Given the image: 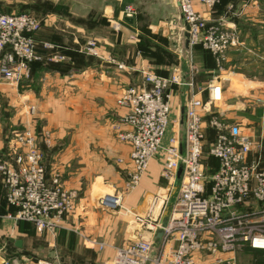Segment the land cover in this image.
Segmentation results:
<instances>
[{"label":"crops","instance_id":"obj_1","mask_svg":"<svg viewBox=\"0 0 264 264\" xmlns=\"http://www.w3.org/2000/svg\"><path fill=\"white\" fill-rule=\"evenodd\" d=\"M229 2L241 7L237 25L242 44L229 51L225 64L226 69L231 70L229 83L234 86V94H230L231 103L224 114L231 122L242 124L243 133L255 141H261V154L259 152L258 155H262L263 160L264 104L253 111L246 110L241 116L238 105L244 106L243 101H232V96H243L248 102L253 98L264 101V28L258 31L255 24L249 22L255 20L254 12L259 10V4L264 5V0ZM125 3L132 4L138 13L133 19L123 18L124 22H121L120 11ZM27 5L32 6L34 13L42 20L35 35L36 50L41 59L32 64L28 79L21 81L18 88L0 76V104L8 108L2 109V113L4 116L8 114L10 122L22 119L23 124L27 125L30 120L34 129L50 132L51 144L44 149L47 173L58 170L64 186L76 190L78 194L74 215L71 219L67 218L71 228L74 225L82 226L90 237L107 244L123 245L133 241L139 236V230L133 224L132 217L148 209L152 196L149 190L137 188L133 192L123 193L127 212H111L93 204L94 198L99 195L95 197L92 188L100 181L105 189L115 191L120 186L122 189L131 169L130 147L116 139L112 129L113 124L124 128L119 121L126 109L116 104L120 90L126 85L141 83L140 68L148 66L162 76L169 75L174 67H180L183 73L186 71L185 59L177 57L176 50L168 44L177 29H164L160 25L162 22H178L176 1L0 0V9L4 12L18 11ZM134 32L137 37L131 39L130 35ZM89 39L96 40L100 59L84 53L85 43ZM46 42L55 45V50L43 47L42 44ZM183 46L187 48L186 39ZM177 49L179 52L181 47ZM54 51L64 54L66 59L52 61L50 54ZM191 54L197 74L204 73L207 83L214 71L210 54L200 46H194ZM109 56L124 63L126 68L117 69L107 60ZM199 77L196 76V79ZM187 90V86L173 85L169 88L171 112L164 142L174 133L179 138L182 136L180 101ZM204 90L205 87L200 90L193 88L198 97L205 99L207 92ZM222 98H225L224 92ZM26 101L36 104L35 120L23 109L22 104ZM4 116L1 121L3 125ZM4 145L0 140V156L5 152ZM149 165L145 179L154 182L158 178L159 166L154 160ZM8 211L7 207L0 206V261L7 259L12 263L32 264L34 260L51 259L52 256L61 259L57 237L45 242L43 237L31 236L30 225L6 217ZM66 228L56 233L60 240L63 237L61 234L68 230ZM16 240L21 241L20 247L15 245ZM111 257L112 249L107 247L96 264H106ZM68 263L80 264L76 261Z\"/></svg>","mask_w":264,"mask_h":264},{"label":"built area","instance_id":"obj_2","mask_svg":"<svg viewBox=\"0 0 264 264\" xmlns=\"http://www.w3.org/2000/svg\"><path fill=\"white\" fill-rule=\"evenodd\" d=\"M195 1L211 6L217 0ZM177 2L186 27V44L200 42L212 52L215 62L224 61L225 51L234 44L233 33L220 27L200 32L203 23L201 14L194 9V0ZM131 11L126 6L124 13L131 16ZM40 25L29 13H6L0 9V76L8 82L17 83L28 73V62L34 55L33 35ZM195 70L191 62L187 74L175 68L162 76L147 67L140 68L142 83L122 90L117 103L129 109L122 122L130 130L118 136L130 145L134 164L128 187L140 181L157 152L163 156L161 175L170 184L182 164L175 199L167 207L168 195L153 196L147 210L149 217L137 220L149 229L156 228L153 237L160 238L167 253L164 264H237L238 255L246 249L264 250V160L260 155L250 157L251 153H259L262 143L243 133L240 124L226 122L217 114L208 121L203 118L214 102L222 101V83L212 79L206 85L207 99L202 101L193 91L191 75ZM173 85L190 89L182 106L183 156L177 133L164 142L170 113L169 88ZM206 126L215 132L208 154L217 160L208 178L202 162ZM16 144L15 148H22L23 153H15L14 165L0 163L6 200L17 208L8 217L30 221L38 230L61 228L64 216L72 210L75 192L65 189L58 177L46 183L41 154L30 131L18 135ZM252 201L261 203V207H248ZM121 203L117 193H106L96 200L99 208L111 212ZM241 207L248 209L240 212ZM164 211L168 215L162 226L160 216ZM152 216L156 225L149 222ZM174 242L177 246L173 248ZM153 247L151 240L134 241L118 251L113 264H145L156 259ZM0 264L17 263L2 259ZM33 264L52 263L37 260Z\"/></svg>","mask_w":264,"mask_h":264},{"label":"rangeland","instance_id":"obj_3","mask_svg":"<svg viewBox=\"0 0 264 264\" xmlns=\"http://www.w3.org/2000/svg\"><path fill=\"white\" fill-rule=\"evenodd\" d=\"M175 1H176V7H177V15H178L177 19H178V22L176 24L172 23L170 21L169 22L160 23L161 27H163L164 29H170V28L177 29V32L175 31L176 33H173V36H171V39L168 40V44L170 46H172L173 50H176L175 54H177V57L185 59L187 67H186V71L184 73L180 70V67H174V69L178 68L182 74H185V73L187 74L188 71H189V64L191 62L194 65V67L196 68V70L194 71L193 75H191L192 81H193V88L195 90H198V89L200 90L203 87H205L204 91L207 92L206 85L212 79L221 81V83H222V97H223V92H224L225 93V98L224 99L222 98L221 102H218V103L216 102V105L213 103L211 105L210 112L209 113L205 112L203 114L204 115L203 118L206 121H208L213 114H217V116H219L221 119H223L226 122L236 123V122H231V119H229L228 115L224 114L226 112V110L228 112V108H229L228 105L231 103V99L229 98V96H230L231 93L234 94V91H233L234 86L229 83V80L231 78V76H230V73H231L230 71L231 70H227L225 64L227 62V57H228L229 51L233 47L240 46L242 44V40H241V37H240L239 26L237 25V18H238L237 15L242 13V11L240 9L241 7L236 6V4H234L233 2L232 3L229 2V0H217L211 6L202 4V3L198 2V1H195V0L193 2L195 11H198L201 14V18H202L203 26H199V31L200 32H207V30H209L211 27H218V28L220 27L222 29L228 30V32L230 34L233 33L232 34L233 35L232 39L234 40V44L229 46L227 48V50L225 51V60L220 62V63H217L214 60V56H213L212 52L208 48H206L202 43L195 42V43H192V44L189 45L188 42H187V44H186L187 48H185L183 46L184 40L185 39L188 40V38H187V35L184 33V27H185L184 26V20L182 19L181 15H180V9L178 7V2H177V0H175ZM126 6H129L132 9L131 16H127L124 13ZM258 8H259V10H257V12H254L255 17H256L255 20L252 21V22L251 21H249V22L255 24L254 25L255 29L259 31V30L264 28V5H262V4L260 5L259 4ZM21 12H26V13L31 14L34 18L39 20V22L42 24V22H41L42 20L34 13V11L32 9V6H28L27 5L25 8L19 9L18 11L15 10L13 12H6V13H21ZM120 12H121V15H122V18L120 19L121 22L122 21L124 22L123 18H126V20H127V18L128 19H133L138 13L137 8H135L130 3H125L122 6ZM40 27H41V25H40ZM118 27L119 26H117L115 29H117ZM36 32L33 35L34 37L36 35ZM136 34L137 33L134 32L133 34L130 35V38L131 39H135L137 37ZM160 38L161 37H159V40H160ZM42 45H43V47L49 49L50 51L51 50H55L54 49L55 45L50 44L49 42L43 43ZM178 46L181 47L179 52H177V50H178L177 47ZM194 46H200L204 51H207L210 54V56H211V58H212V60L214 62V71L212 73L213 76L210 75V77H208L210 79H209V81L207 83H206L205 74L204 73L197 74V67L193 63L191 50H192V48ZM36 48H37V41L34 38V55L28 62V73H26V75H24L17 83H10V82H8L7 80H5L3 78L8 84H10L12 86H16V88H18V86H20L21 81H23L25 79H28V77L30 75L32 64L37 62V61H40V59H41V56L37 52ZM84 53L87 54V55H91V56H93V57H95L97 59L101 58V55H100V53L98 51V48H97V42H96L95 39L87 40V42L85 43V46H84ZM50 59L52 61L53 60L54 61H64L66 59V57H65L64 54L60 53L59 51H54V52H52L50 54ZM107 60L112 65L116 66L117 69H121L122 70V69L126 68L124 63L117 62L114 58H112L110 56L107 58ZM119 65H121V67ZM147 68L150 69V67H148V66H147ZM139 70H138V72L140 73ZM152 72H154V71H152ZM195 75L197 77H198V75H200V77L196 79ZM141 78H142V75H141ZM198 80H201L203 82L202 83L201 82H196ZM141 83H142V81H141ZM128 86H137V85H130L129 84V85L124 86L120 90V92H119V94H118V96L116 98V104L118 106H121V105H119L117 103V100H118L119 96L121 95L122 90L125 89ZM189 90L190 89L188 88L187 94L180 101V106L184 105V103L186 101V96L190 93ZM200 99L202 101H205L207 99V96H206L205 99L204 98H200ZM234 99L239 101V102L243 101V105L244 106H242L241 104L238 105L239 108H240L239 109L240 110L239 114L241 116H243V114H244V112L246 110L247 111H249V110L253 111V110L259 108L257 106H259V105L261 106V104H264V101L261 100L260 98H253L252 101L248 102V101H246V99L243 96H239V97L236 98L235 95H233L232 96V101H234ZM224 102H225L226 105L225 104L223 105ZM22 105H23L24 111L26 110V113L28 115H30V117H32V119H34L33 114L37 110L36 109V104L33 103V102L30 103V102L26 101ZM121 107H123V106H121ZM0 108H1L0 140H2L3 144H5L4 148H3L5 150V152H3L2 155L0 156V163L1 162H7L9 164L14 165V155H15V153H23L22 152L23 151L22 148H20V147L15 148V146L17 145L16 144L17 143V136L23 134L26 130H28L33 135L35 146H36V148L38 149V151L41 154V163H42V165L44 167L46 183H50L54 177L60 178L58 170L53 169L48 174L47 170H46V167L44 165V157H45L44 149H47V147L50 146V144H51L50 132L45 130V129H41V130L39 129L40 131L36 130V128L34 129L30 120H29L27 125L23 124L24 122H22V119H18L14 123H13V121L10 122L9 118H8V114H6L4 116V113H2V109L7 108V105L5 106V104H3V105L0 106ZM10 108L14 109V106H11ZM124 108L126 109V112L121 117V119L119 121V124L123 125L124 128H121L120 125H119L120 127H118V125L113 124V128L112 129L114 131L113 133H114V136H115L116 139H118L121 142H125L126 144H128V142L120 139L119 136H118L119 133L127 132V131L130 130V126L122 122L123 118L129 113V109L126 108V107H124ZM170 109H171V105H170ZM170 112H171V110H170ZM2 115L4 116V118H3L4 119V125L1 122L2 121ZM37 124H38V122H37ZM240 125H242V124H240ZM207 128H209V127L206 126L205 127L206 130L204 129L202 162H203L204 168H205V175L208 178L211 175V173L213 172V170L215 169L214 160L208 154V148L210 147V145H211V143L213 141L215 132L213 130H212V133L208 132L209 129H207ZM252 140H254V139L252 138ZM129 147H130V145H129ZM259 152H260L259 154H261V150ZM262 152L264 153V148H263ZM130 154H131V147H130V151H129V159H130V163H131V169H130L129 172L127 170L128 175L126 176L125 182L123 183L124 184L123 188L121 189V186H120V188H118V190L115 189V191H112L113 189H111V188L105 189V188L102 187L103 186L102 182L99 181V182H96L95 184H93V188L92 189H93V194L95 195V197H96V194L101 196V195L106 194V193H117L121 197V201H122L121 207L118 208L117 210L112 211V212H119V211L127 212V209L125 208L124 202H123V197H122L123 193L133 192L137 188H143V189L149 190L150 194L152 195L150 201L152 200V197L157 195V194L165 195V196L168 195V203L166 204V206L168 207L169 204H170L169 201L172 202V200L175 199L176 194L178 193V188H179L180 182H179V184H175L173 182L172 187H170V185H171L170 181L165 179L161 175V168H162V163H163L162 153L161 152H157V154L155 156H153V158L150 160V162L152 160H154L155 162H157V164L159 166L158 178H156V180L153 179L154 182H152V180L149 181V180L145 179V177L147 176V174L149 172V169H150V165H149L150 162H149V164H148L144 174L142 175L140 181L136 185H134V187H131V186L128 187V184H129L130 179H131V174L134 171V164H133V162H132V160L130 158ZM257 155H258V152H256L255 154L251 153L250 157L254 158ZM262 165L264 166V164H262ZM60 181H61V178H60ZM61 183H62V185H63V187L65 189L75 192V198L73 200L72 210H71V212L68 215L64 216V219H63V222H62L63 225H62L61 228L67 227L66 229H68V230H66L65 233L61 234V236H63L61 240L58 237V235H56L58 230H60L61 228H58V229L53 230V231L38 230L36 228V226L34 225V223H32L30 221H27V220H16L14 218H11V219L16 220V221H24L25 223L30 225L29 233H30L31 236H34L35 238H42L43 237V238H45V242H47V240H49V238L50 239H55V237H57V245H58V249H59L58 250V252H59L58 254L60 255L61 259H63V260H61L60 258H58L56 256H52L51 259H39V260H48L52 264L54 262H59L61 264H71V263H68V262H73V261L74 262L76 261V262H78L80 264H92V263L96 264L97 263V259L104 252L105 248L109 247V248L112 249V257L109 260L106 261V264H113V260H114V258L117 255L119 250L121 251L123 249H127L128 246L133 244L134 241H137V240H140V239H147V240H151L153 242V244H154L153 248H154V251L156 253V255L154 257L156 259H153L152 261L146 262L145 264H147V263H149V264H164L166 262L167 253L163 249L164 245L162 246V242H161L160 238L154 239V237H153L155 235L154 232L156 231V228L155 229H149V228L146 227V224L141 223V222H139L137 220V219L143 220V219H145V217H147V216L149 217L148 212H147L148 209L143 211V212H141V213H135L133 215V217H132L133 224L136 225L137 229L139 230V234H138L139 236H137V238L135 240L129 241L126 244H123V245L122 244L121 245H115V244H112V243L111 244H107L103 240L95 239V238L90 237L88 234H86V232H85L84 228H82V226L74 225L71 228L68 225L69 224L68 221H70V220L67 219V218L71 219V217H73V215H74V210H75V205H76V200L78 198V194H77L76 190L65 187L62 181H61ZM2 189H3V191H2ZM103 191H106V193H103ZM97 198H94L93 204L97 208H99L97 206V204H96ZM0 206L9 207V209H8L9 211L5 215L6 217H8L9 214L14 215L16 213L17 208L15 206L9 204L7 202V200H6V190H5V186H4V176H3V174L1 172H0ZM248 207L257 209V208L261 207V203H257V202H253L252 201L251 204L248 205ZM245 209H248V208L241 207L240 208V210H241L240 212L246 211ZM102 210H104V209H102ZM105 211H107V210H105ZM154 215H155L154 217L156 218V213ZM167 215H168V213L164 211L161 214V216H160V224L162 226H164L165 223H166ZM155 218L153 219V216L151 217L152 220H149L150 224L156 225L157 222H156ZM162 218H164V222H165L164 224H162V221H161ZM74 237H76V238L74 239ZM66 241H67V243H66ZM174 246H177V243L174 242L172 244V247L174 248ZM238 256L239 257H238L237 264H264V255L263 256L262 255H255V254L252 253V251L247 250V249L244 252L240 253ZM36 261L37 260H34L33 263L36 262Z\"/></svg>","mask_w":264,"mask_h":264},{"label":"water","instance_id":"obj_4","mask_svg":"<svg viewBox=\"0 0 264 264\" xmlns=\"http://www.w3.org/2000/svg\"><path fill=\"white\" fill-rule=\"evenodd\" d=\"M214 104L216 105V102H214ZM183 147H184V142H183V135H182L179 138V151L181 153V156L184 155ZM182 171H183V165L179 164L177 169H176V173H175V179H174V183L175 184H179V182L181 180V177H182ZM161 221H162V224L165 223L164 222V218H162ZM15 245L20 247L21 246V241L20 240H16L15 241Z\"/></svg>","mask_w":264,"mask_h":264},{"label":"trees","instance_id":"obj_5","mask_svg":"<svg viewBox=\"0 0 264 264\" xmlns=\"http://www.w3.org/2000/svg\"><path fill=\"white\" fill-rule=\"evenodd\" d=\"M35 38V37H34ZM35 40H36V38H35ZM207 129H209L208 130V132H211L212 133V129L211 128H207ZM206 130V129H205ZM214 131V130H213ZM213 160H214V165H215V168H216V166H217V160L214 158V157H212V156H210ZM2 191H3V189H2ZM9 209V207H7V210ZM252 251V253L253 254H255V255H264V250H251Z\"/></svg>","mask_w":264,"mask_h":264}]
</instances>
